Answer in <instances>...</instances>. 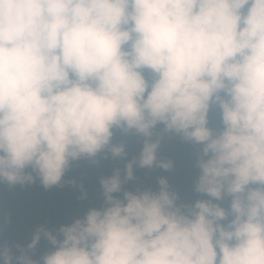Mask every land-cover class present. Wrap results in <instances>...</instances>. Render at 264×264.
<instances>
[{
    "label": "clouds",
    "instance_id": "clouds-1",
    "mask_svg": "<svg viewBox=\"0 0 264 264\" xmlns=\"http://www.w3.org/2000/svg\"><path fill=\"white\" fill-rule=\"evenodd\" d=\"M173 135L198 146V197L125 187L173 167ZM101 154L122 165L100 205L0 264H264V0H0V182L49 188Z\"/></svg>",
    "mask_w": 264,
    "mask_h": 264
},
{
    "label": "trees",
    "instance_id": "trees-1",
    "mask_svg": "<svg viewBox=\"0 0 264 264\" xmlns=\"http://www.w3.org/2000/svg\"><path fill=\"white\" fill-rule=\"evenodd\" d=\"M209 115L210 124L214 126L218 117L211 111ZM113 142L126 145V160L137 155L143 144L142 138L135 133L125 134L119 129H114ZM197 150L198 146L182 141L178 136L166 138L159 157L171 159L173 167L170 170L134 168L135 180L129 181L125 187H156L157 178L165 176L180 200L193 201L199 195L193 191L199 171L195 166ZM97 159L95 164L87 159L73 161L61 182L49 188L41 185L38 178L23 185L10 186L7 182H0V244L6 243L14 254L18 253L17 246H26L38 227L55 231L60 225L82 216L89 207L99 206L103 199L100 178L110 175L122 162L111 156L104 159L102 154ZM50 248L49 242L41 237L32 253L33 258L39 259Z\"/></svg>",
    "mask_w": 264,
    "mask_h": 264
}]
</instances>
